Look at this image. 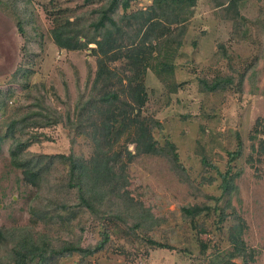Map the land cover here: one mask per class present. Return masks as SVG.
<instances>
[{
  "label": "rangeland",
  "instance_id": "obj_1",
  "mask_svg": "<svg viewBox=\"0 0 264 264\" xmlns=\"http://www.w3.org/2000/svg\"><path fill=\"white\" fill-rule=\"evenodd\" d=\"M104 1L0 0V133L5 132L13 109L29 102L28 91L36 87L61 112L69 106L78 125L77 132L62 123L39 127L46 136L30 144L29 152L67 153L74 134L75 154L88 161L95 147L92 130L105 117L96 109L104 107L99 95L111 89L121 100L129 99L126 75L132 71L124 57L107 62L110 84L94 85L96 54L87 47H60L51 35V28L67 19L88 24L95 16L88 11ZM150 3L132 0L128 11ZM219 7L213 0H197L173 57V75L163 81L152 68L144 75L147 100L140 115L159 122L152 128L153 137L160 144L166 140L175 144L179 168L166 154L135 153L120 167L125 184L118 194L101 198L105 199L101 206L119 209L125 221L107 215L99 218L84 206L67 216L68 210L40 208L41 189L46 186L38 190L22 179L9 157L11 138H5L0 146V225L18 229L29 225L35 238L48 241L81 234L83 243H93L103 230L108 233L104 247L93 255L79 259L65 253L49 264H208V259L217 261L231 249L230 225L240 224L247 264H264V0H233L224 15ZM245 70L241 87L228 82L212 90L200 88L201 79L212 82L217 76H236ZM86 98H91L90 103L80 109L77 101ZM116 104L122 105L119 100ZM238 141L240 150L231 158L228 151L237 149ZM110 148L120 152L122 160L126 149L135 152V143L126 131ZM57 168L62 174L65 166ZM227 168L231 173L239 171L234 177L236 188L217 200L212 196L221 191L219 171ZM224 200L228 205L222 221H217L214 211L192 220L183 217L184 205H223ZM17 228L13 236L19 233ZM231 260L241 262L239 256Z\"/></svg>",
  "mask_w": 264,
  "mask_h": 264
},
{
  "label": "trees",
  "instance_id": "obj_2",
  "mask_svg": "<svg viewBox=\"0 0 264 264\" xmlns=\"http://www.w3.org/2000/svg\"><path fill=\"white\" fill-rule=\"evenodd\" d=\"M131 1L105 0L88 11L95 15L88 24L81 25L79 22L78 24L67 19L51 28V35L58 46L68 49L87 47L90 48L91 53L96 54L97 67L92 80L94 85L99 81L104 85L112 82L111 69L107 63L109 60L124 57L127 68L132 71L126 75L128 100H121L117 92L111 89L98 97L104 107L96 109L100 113H105V117L101 125L92 130L95 147L88 161L79 160L75 154L72 148L74 134L70 136L71 148L67 153L29 152L30 144L46 136L38 129L39 127L62 123L74 132L78 130V125H74L70 117L69 106L65 112H61L51 104L39 87H36L35 91H28L30 101L13 109L5 132L0 133V146L5 138H11L9 157L11 163L21 170L22 179L36 186L38 190L46 186V189H41L43 190L41 192L43 200L39 202L41 209L54 207V209L68 210L67 216H72L74 208L84 206L99 218L107 215L125 221L126 217L119 209H110L109 204H105L106 207L101 206L105 200L101 198L118 194L119 186L125 184L122 169L135 153H163L172 166L175 168L181 166L175 144L170 140L160 144L153 137L152 128L159 125V122L152 117H142L140 112L147 100L144 83L147 69H154L163 81H167L173 75V57L182 44L186 22L194 11L193 6L197 0H151V3L144 8L128 11ZM232 3L233 0H213L214 6H221L219 10L222 15L225 8L227 10ZM224 4L227 7H224ZM81 37L84 39L81 40ZM90 42H94L95 46L89 47ZM222 51L225 56L228 55L224 48ZM245 72L246 70L239 71L236 76L226 73L215 77L212 82L201 79L200 88L212 90L221 83L228 82L241 87L246 76ZM169 83L174 86L177 84ZM90 100L91 98H86L84 101H77L76 105L82 109L90 103ZM117 100L121 101V106H117ZM111 104L114 107H111ZM126 131L128 137L135 143V152L126 149V157L119 160L121 153L112 151L110 147L121 133ZM240 147L238 141L237 149L228 151L231 158L237 155ZM202 160L207 162L205 154ZM58 164L65 166L62 174L57 173ZM219 173L221 191L217 197L212 196L217 200L225 199V195L236 188L234 177L239 171L231 173V169L227 168ZM227 205L225 200L223 205L222 203L184 205L183 217L192 220L202 213L208 214L214 211L218 216L217 221H222L224 208ZM35 209L37 208L32 205V210ZM139 222V219L135 220L136 224ZM15 228L17 227L0 225V264H49L52 258L60 257L65 253L76 254L82 259L101 250L108 240V233L105 230L95 242L83 243L81 234L48 241L35 238L29 225L17 228L19 233L13 236L15 233L12 230ZM241 231L240 224L230 225L228 239L232 245L231 249L218 257L217 261L213 258L208 259V264H247L246 245L241 237ZM146 240L152 245L163 246L154 239L146 238ZM248 254L252 256L251 249ZM235 256H239L241 262L232 261ZM70 264L77 263L74 261Z\"/></svg>",
  "mask_w": 264,
  "mask_h": 264
}]
</instances>
